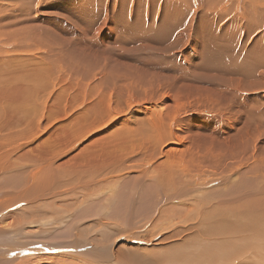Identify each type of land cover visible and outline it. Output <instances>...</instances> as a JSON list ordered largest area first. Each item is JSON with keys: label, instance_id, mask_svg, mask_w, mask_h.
Segmentation results:
<instances>
[{"label": "rangeland", "instance_id": "374dc122", "mask_svg": "<svg viewBox=\"0 0 264 264\" xmlns=\"http://www.w3.org/2000/svg\"><path fill=\"white\" fill-rule=\"evenodd\" d=\"M214 1L0 0V85L12 89L11 98L41 103L53 96L49 144L34 151L39 141L33 134L37 142L26 139L30 143L23 141V149L11 155L16 168L0 172V207L5 209L0 232L17 234L11 239L0 237L4 253L9 248L16 254L26 240L63 249L70 246L67 252L84 254L85 260L98 256L113 264H188L182 255L201 237L198 228L207 224V217L222 221L223 213L237 205L223 210V200L232 203L238 190L245 219L230 216L227 223L251 225L250 220L264 225V212L255 215L244 207L251 199L264 200V189L257 192L264 184V0ZM252 2L258 7L251 8ZM33 28L41 34L38 47L21 41ZM155 103L163 104L164 119L176 130L178 167L196 171L198 187L188 194L189 189L181 190L185 198L179 192L176 205L166 203L170 190L165 185L148 187L153 180H142L136 189L133 174L119 185L104 184L103 190L88 184L83 172H106L123 152L131 153L138 163L134 167L141 169L143 158L153 153L150 136H156L142 132V139H117L120 120L108 133L90 135L98 137L87 143L88 134L105 123L91 111L123 107L130 111L129 126L145 130L152 122L145 108ZM71 108L81 118L67 120L56 132L61 119L72 115ZM26 111L30 118L39 113ZM78 119L80 127H76ZM79 139L78 158L66 159L73 151H62ZM44 148L51 149L48 163L53 159L62 163L53 167V179L47 174L52 167L47 169L45 159L37 154ZM22 164L26 166L21 168ZM24 169L32 175L22 176ZM230 174L244 178L245 191L238 189L242 178L224 184ZM38 176L46 181L39 198L34 190ZM185 176L191 180L185 172V182ZM137 190L144 195H136ZM216 196L224 197L220 204L214 202ZM258 207L264 209V201ZM209 212L211 216L206 215ZM85 260L80 263L86 264Z\"/></svg>", "mask_w": 264, "mask_h": 264}, {"label": "bare ground", "instance_id": "6f19581e", "mask_svg": "<svg viewBox=\"0 0 264 264\" xmlns=\"http://www.w3.org/2000/svg\"><path fill=\"white\" fill-rule=\"evenodd\" d=\"M212 3L215 4L216 2L214 0H212ZM252 3H250V4H252ZM255 4L258 5V2L253 3L251 8L254 9V8L258 7ZM2 7H4V6H2ZM40 37H41L40 32L37 29L33 28V29L29 30L28 34L21 36V41L24 45L27 43H30V45L28 47H30L32 45H35L38 47V38H40ZM22 47L28 48V47L23 46V45H22ZM11 92H12V89L7 88V87H3L0 85V172L5 171L6 173L11 172L13 169L16 168L15 167L16 166L15 159H13V161H12V159L10 160V157H12L11 156L12 154H18V152H20V150L23 149L22 148V144L24 143L23 141H25V143H27V142L30 143V141H28V140H31V139L34 140V137L36 136V139L39 141V143L36 146L34 145L35 147L33 150L36 151L35 148L37 146L39 148L40 144L42 145L41 147H44V146H46V144H49L50 139H51V134L53 131V129L47 127L48 121L50 122V116L52 113V107H51V101L53 100L52 95H51L52 98H43V101L46 99L48 103H43V101L40 103L38 100H28L26 98H11V96H12ZM155 104H156L155 107L147 106L145 108V112L148 111L149 117L151 116V118H152L150 120L152 122H150L149 128L145 129V130H141V129L139 130L138 128H132L131 126H129L130 119H127V118L129 116L128 114L130 113V111L128 109H123V107H121L120 110L116 107L118 109L117 110L118 112L116 111L117 113H115L116 108H112V107H107L103 111H98L95 109H93L91 111V113H94L95 118L102 120V121H105V123H104V125L95 128L91 133L88 134V136L85 139V142L88 141L87 143H90L93 139L97 138L98 136H101V134H103L101 132L108 133V131L112 127H114L116 125V123L120 120H123V123H120L121 125H120L119 129L115 132V136L117 139H124V140L125 139H128V140L134 139L135 140V138L136 139L137 138L142 139V138H144V134L142 132H149L150 134L152 132H154L156 134V136H154V137L150 136L151 141H149V143L150 142L153 143V145H151V147L153 146L152 147L153 150L151 151L153 153L151 155L148 154L146 156L143 154L145 156L142 160V162H144V164L142 165L143 169L142 168L141 169L135 168L136 166L134 167V165L138 164V163H135L137 160L134 159V157L131 153L123 152V151H126V149L125 150L123 149L122 152L125 155L121 154L120 157L118 159H116L119 162V163L117 162L118 165L114 164L116 166L111 167L110 169H107L106 172H104L105 170L104 171L83 172L86 174V178L89 179V180L85 179L86 181H88V184H91L92 186H94V188H97L99 190L102 188V190H103L104 184L115 183L116 185L117 184L119 185L120 182L124 181L126 176L130 175V177H131L133 174L132 177L135 179H132V180H135L137 182L136 183L137 184L136 189L139 188L138 186H139V184L141 185L142 180L143 181L153 180L155 182L153 185L148 186L149 188H154V187H157L159 185H165L166 187H168V189L170 190L168 192L169 197H167L168 201H167V199H166L167 202L166 201H160L162 203L163 202L175 203L177 201H178L177 203H179V198H181L179 192H182L181 190L187 191V189H189L187 191V194H188L189 192H191V190H190L191 188H194L198 185V183L196 181H194L198 177L195 175L196 171L194 172V170H190V168L188 166L185 168L182 165L181 169H180L181 166L178 167L179 164L177 162L180 159H179V157L176 156L177 153H175L174 151L176 150L175 146L178 147L180 142L176 141V139H175V138H177L175 135L176 130L174 129L172 122L167 123L165 121V119L167 118V115L164 112L165 109L161 108V107H163V104L162 103H158V104L155 103ZM131 109H133V108H131ZM21 110H24V111L22 112ZM26 110H28V111L33 110L32 113H34V111H35V113H37V111L39 110V113H40V116L42 119H40L39 113L35 114L38 116L34 115V117L31 114L33 119L30 118L31 117L29 115L30 112H28V114H26L27 113ZM126 110H128V111H126ZM136 110H139V109H136ZM140 110L142 113L143 109L141 108ZM71 112H72V115H68L67 117L61 119V121H63V122L60 125L57 124L56 132L59 131L60 127H62L63 124L67 122V120L74 118L76 116L81 118L80 112H78V110H73V108H71ZM146 117H147V115L145 116V118ZM36 118H38V120ZM80 126H81V120L78 119V121L76 123V127H80ZM122 127H123V129H122ZM97 130H100V132L99 131L97 132ZM96 133H98V136L90 137V135L96 134ZM33 134L35 136H33ZM124 134L126 135L125 138L122 137ZM27 136H29V138ZM19 138H20V140L23 138L22 143H20L18 141ZM152 138H153V140H152ZM26 139H28V140L26 141ZM36 139L34 141H36ZM169 139H170V141H169ZM80 141H81V139H79L77 143L68 146L67 148H65L62 151V152H67V153H68V151H71V152L73 151L72 156H66L65 157L66 159L68 157V158H71L70 159L71 161H75L78 158L77 153H79L81 151L80 150L81 146L79 144ZM179 141H181V140H179ZM123 144H124V142H123ZM25 146H27V145L25 144ZM181 146H182V144H181ZM27 147H29V146H27ZM25 150H27V149H25ZM119 150L121 151V149H119ZM24 153H27V151ZM59 153H61V152H59ZM20 154H19V157H21ZM37 154H40L41 158L45 159V164L48 166V167L46 166L47 169L49 167H52V168L48 169L49 170L47 173L48 175L50 173H52L53 167L57 166L58 164H62L61 160L58 161L57 158L56 159L58 162H55L54 159H53L54 163H53V160H52V162H49V163H48V161H50V160L46 161V159L51 157V149L50 148L41 149V150H39V152H37ZM30 155H32V154H28V156H30ZM26 156H27V154H26ZM118 156H119V154H118ZM13 158H15V157H13ZM27 158H29V157H27ZM30 158H31V156H30ZM16 159H18V157H16ZM34 161H36V159ZM38 161H40V159ZM66 163H69V161H66ZM176 163H177V167L175 165ZM179 163H180V161H179ZM112 164L113 163H111V165ZM131 165H133V166L131 167ZM174 165L176 168L179 169V171H178V169L176 170L177 172L174 170V168H173ZM24 166H26V165H23L21 168H24ZM60 166L61 165H59V167ZM33 167H35V166L33 165ZM38 167H40L42 169L41 166H38ZM25 169H28V167H26ZM31 169L34 172V169L32 167H31ZM100 169L102 170V169H104V167H102ZM32 170H30V172ZM38 170H39V168H38ZM149 170H151L152 172ZM27 172L28 171H26V170H25V172H22V176H24V174L26 177H30L32 175V172H31V175H29V173L27 174ZM36 172H38V171L36 170ZM62 172L66 173L65 169ZM175 172L178 173L177 177L174 175ZM185 172L188 173L189 177L192 176L191 177L192 181L191 180L189 181V179L187 180L186 176H185L186 182H185V180H183L182 174H184ZM38 173H36V174L38 175ZM42 173H43V171H42ZM36 174L33 173V176L35 175L34 177H36ZM134 174L135 175L138 174V175H136L137 177H135ZM200 174H202V173L200 172ZM51 176L53 179V174ZM38 177L39 178L35 179L36 181L39 180V181L35 182V185H34L35 189L33 188L34 186H32V185L31 186L36 191L35 194H37V196L39 198V196H40L39 190L42 189L44 186L46 187V181H41L40 176H38ZM224 178H225V180H223V182L225 181L224 184H226V186H230V184H234V182H236V183L238 182L236 179H240L242 177H240L239 175L230 174L227 177L225 176ZM136 179H138L139 181H137ZM32 180H33V177H32ZM241 180H242V182L239 185L238 189H241L240 191L243 192V191H245L247 185H246V182L244 181V178H242ZM144 184H145V182H144ZM45 187H44V189H45ZM204 187H205V185H204ZM234 188H235V186H234ZM262 189H264V184L258 188L257 192L260 194ZM138 190H137V192H138ZM229 190H230V187H229ZM46 191H42V192L44 193ZM141 192L142 191H140V193L138 192L139 194H136V193L135 194L140 195V194H142ZM224 193H225V191H224ZM32 194H33V192L31 193V195ZM35 194H33V195H35ZM40 194H42V193H40ZM47 194H48V192H47ZM178 194H179V196H178ZM182 194H183L182 196H184L185 192H182ZM143 195L144 194H142V196ZM134 196L132 195V197L135 199ZM161 196H160V199H161ZM227 196H228V194H227ZM236 196H238V197L236 199L232 200L234 202V203L232 202L233 204L230 202V200L226 199L228 201V203H227V201L223 200V210L225 208L231 206V205H233V206H235V204H237V205H236V207L228 209L223 213V214H225V217L221 216L222 221L217 220L216 222H214L213 221L214 219H212L211 217H207L205 219V221L207 222L208 225L205 223V224L201 225L200 228H198L199 231H202L201 237L199 239H196V242H191L189 244V246L187 247L189 249H187V250L184 249L185 253L187 251L186 255L184 252L182 253L185 255V256L182 255V257H187V258H185V260L188 264H194V263L224 264L227 262H230L228 264H264V225H257L250 220H248V222L251 225L245 224V223H238V224L227 223L228 221L231 220L230 216L234 217L235 220H237V221H239L241 218L245 219V215L243 213V208H242V201H240V198H239V190H238V195H236ZM33 197L31 196L32 199H33ZM115 197H117V196H115ZM136 197H138V196H136ZM142 198H144V197H142ZM184 198H185V196H184ZM222 198H224V197H222V196L217 197L216 196L214 202H219L218 204H220L222 201ZM22 200L23 199H21V201ZM29 200H31V199H29ZM115 200L116 199L114 198V203L116 205L112 203V206L115 205L117 207L118 204H117V202H115ZM24 201H25V199H24ZM132 201H134V200H132ZM238 201H240V202H238ZM259 201H264V200L261 199L260 197L255 198V199H251L248 202H246V204H244V207L251 209L255 215H262L260 212H264V209H259L260 208V207H258ZM129 203L130 202H126L125 204L127 205ZM133 203H135V202H133ZM157 203L158 202H156L155 205H157ZM177 203H175V204L177 205ZM131 204H132V202H131ZM131 204L129 205L130 207L132 206ZM109 206H111V204ZM159 206L160 205H158L157 208H159ZM116 207H115V209H116ZM130 207H129V209H130ZM127 208L128 207L126 206V210H127ZM257 210H261V211H257ZM2 211H5V209H1V207H0V214L2 213ZM191 211H192V209H191ZM212 213L213 212H209L206 215L211 216ZM1 218H2V216H0V219ZM191 219H193V218H191ZM214 223H215V225H214ZM30 231H31V229H30ZM32 231H33V229H32ZM4 232H0V237L8 238V239L9 238L11 239L12 236L17 237L16 233L15 234H8L5 232L6 233L5 234ZM15 240H16V238H15ZM16 241L18 243L21 242L19 240H16ZM25 241L26 240H24V244H22L24 247L21 246L22 247L21 251L20 250L17 251L16 254H13L12 252H10L9 251L10 249L6 246L5 247L8 249H6L5 253H4V251H2V249L4 250L5 248L2 244H0V264H59V263H62V264H81L80 263L81 260H85V258L83 257L84 254H82V255L80 253L71 254L70 251L67 252L66 249L70 250L69 249L70 246H69V248L63 249L62 247H59V246L54 247V246L46 245L47 243L46 244L44 242L41 243L40 241H38V242H40L41 244L46 245V246H43L40 243H39L40 244L39 245L38 242H35V241L34 242H32V241L31 242L30 241L25 242ZM127 241L128 240L126 239V242ZM5 245H7V244H5ZM10 245H8V246H10ZM16 245L17 244H15V246ZM73 246H74V244H73ZM16 248H19V247H16ZM42 250L47 251V252L45 254H42V253H44V252H42ZM65 251L67 252V254L65 256H62V255L60 256V253L63 254V252H65ZM90 254H92V253H90ZM187 254H188V256H187ZM16 255H18V256L16 257ZM95 257L96 256L90 257L91 260H85L86 264H113L112 262L109 261V259H106V261H103L102 259L98 260L99 259L98 256L96 258ZM15 258L16 259L20 258V259L16 260ZM188 258H189L190 262H189ZM181 259H183V258H181ZM104 260H105V258H104Z\"/></svg>", "mask_w": 264, "mask_h": 264}]
</instances>
